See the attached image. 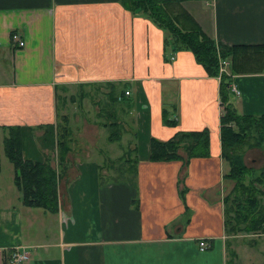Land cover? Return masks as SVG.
Masks as SVG:
<instances>
[{
	"label": "crops",
	"instance_id": "obj_1",
	"mask_svg": "<svg viewBox=\"0 0 264 264\" xmlns=\"http://www.w3.org/2000/svg\"><path fill=\"white\" fill-rule=\"evenodd\" d=\"M123 1L0 0V63L7 64L0 66V176L12 128L23 159L50 157L59 175L56 212L25 207L8 161L11 176L0 177V264L15 245L29 248L23 264H264V233L225 225L224 199L235 182L225 179L221 80ZM168 13L182 30L195 24L221 47L264 45V0H182ZM14 34L23 48L13 46ZM228 82L239 92L229 93L239 115L264 116V72ZM203 131L208 157L188 159L182 149L179 160L150 161L151 139ZM116 160L124 175L117 179L108 174ZM243 163L264 192L263 147L246 149Z\"/></svg>",
	"mask_w": 264,
	"mask_h": 264
},
{
	"label": "trees",
	"instance_id": "obj_2",
	"mask_svg": "<svg viewBox=\"0 0 264 264\" xmlns=\"http://www.w3.org/2000/svg\"><path fill=\"white\" fill-rule=\"evenodd\" d=\"M182 0H124L122 6L138 11L167 31L178 49L190 51L196 62L212 76L219 75V59L229 60V75H221L219 95L223 114L220 117V141L222 156L229 164L225 179L235 182L234 189L225 202L227 231L264 232V198L262 189L251 182V170L243 163L245 150L262 146L264 149V116L239 115L229 102L230 75L264 72V45L257 47L226 48L216 45L195 24L190 30H182L178 16L172 17L169 7ZM184 1V0H183ZM188 1V0H185ZM180 15V14H179ZM184 16V12L181 14ZM190 19V18H189ZM254 63L256 68L245 69ZM253 72V73H248ZM112 128V127H111ZM113 129V128H112ZM64 132V131H63ZM114 136V134H112ZM254 144H246L250 140ZM4 153L15 171L14 184L22 194V204L30 208H43L49 212L58 209L57 183L59 175L48 161L39 163L25 160L21 152L19 129L12 128L3 140ZM182 148L188 159L209 156L208 132H181L166 142L150 140V161L169 162L181 159ZM58 158L64 160L69 151L64 137L57 141ZM249 178L248 183L245 179ZM264 177V170L262 171Z\"/></svg>",
	"mask_w": 264,
	"mask_h": 264
},
{
	"label": "built area",
	"instance_id": "obj_3",
	"mask_svg": "<svg viewBox=\"0 0 264 264\" xmlns=\"http://www.w3.org/2000/svg\"><path fill=\"white\" fill-rule=\"evenodd\" d=\"M11 40L14 47L23 48L25 46V43L21 41L19 36L16 34L11 36ZM227 65H228L227 60L219 59V75H218L219 79L221 75H228L226 71ZM229 91L231 94L235 96L239 95V92L237 91L234 85H229ZM125 96H129V92H125ZM198 245L201 251L208 248V244L204 240H200ZM7 249H9L8 251L9 255L6 264H23L29 258V248H27L26 246L15 245Z\"/></svg>",
	"mask_w": 264,
	"mask_h": 264
},
{
	"label": "rangeland",
	"instance_id": "obj_4",
	"mask_svg": "<svg viewBox=\"0 0 264 264\" xmlns=\"http://www.w3.org/2000/svg\"><path fill=\"white\" fill-rule=\"evenodd\" d=\"M200 2H202V6L204 5V2L203 1H200ZM0 66L2 67V69H7V64H5L4 62H2L1 61V63H0ZM65 97H68V96H66L65 95ZM84 103H86V102H84ZM61 103L59 102V105H60ZM62 113H64V110L62 111ZM61 114V113H60ZM116 129V128H115ZM114 129V130H115ZM63 130V129H62ZM62 130H59V134L60 135H62V133H63V131ZM113 130V129H112ZM106 131H107V133L109 132V131H111L110 130V127H107V129H106ZM115 132H117V131H115ZM60 138V137H59ZM254 142H255V140L253 139V140H250V141H248L246 144H254ZM2 150V149H1ZM181 150H182V148H180L179 150H178V153H181ZM47 161L49 162L50 161V157L47 159ZM118 161L116 160L114 163V166L112 165L111 167L112 168H110L111 170H109V175L111 176V177H113V178H120V177H123L124 175H120V174H118V171L121 169V165H119V163H117ZM1 163H2V174H1V178L2 179H9L10 178V176H11V171H12V166H11V164H9V162H8V160L6 159V157H4V156H2V159H1ZM106 164H107V166H110V164H111V162H106ZM247 168V167H246ZM251 173H252V171H251ZM249 178H246L245 179V183H247L249 180H248ZM261 203L262 204H264V198H262V200H261ZM264 233V232H263Z\"/></svg>",
	"mask_w": 264,
	"mask_h": 264
}]
</instances>
